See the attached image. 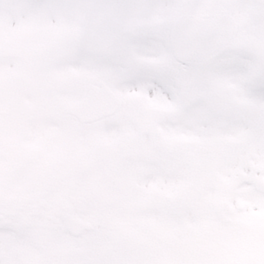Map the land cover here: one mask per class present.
<instances>
[{"label": "snow or ice", "instance_id": "1", "mask_svg": "<svg viewBox=\"0 0 264 264\" xmlns=\"http://www.w3.org/2000/svg\"><path fill=\"white\" fill-rule=\"evenodd\" d=\"M0 264H264V0H0Z\"/></svg>", "mask_w": 264, "mask_h": 264}]
</instances>
